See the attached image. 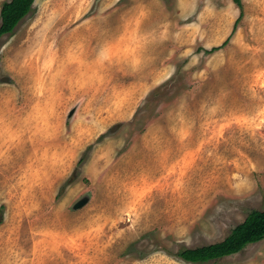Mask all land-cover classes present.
I'll use <instances>...</instances> for the list:
<instances>
[{
    "label": "rangeland",
    "instance_id": "obj_1",
    "mask_svg": "<svg viewBox=\"0 0 264 264\" xmlns=\"http://www.w3.org/2000/svg\"><path fill=\"white\" fill-rule=\"evenodd\" d=\"M254 210L264 0H35L0 38V264H192Z\"/></svg>",
    "mask_w": 264,
    "mask_h": 264
},
{
    "label": "trees",
    "instance_id": "obj_2",
    "mask_svg": "<svg viewBox=\"0 0 264 264\" xmlns=\"http://www.w3.org/2000/svg\"><path fill=\"white\" fill-rule=\"evenodd\" d=\"M35 0H10L4 2L0 13V38L13 34L19 23L32 11ZM242 8V0H234ZM83 159L80 160V163ZM264 240V211H251L245 221L236 226L228 237L219 243L187 249L180 257L188 263L203 264L240 253L248 245Z\"/></svg>",
    "mask_w": 264,
    "mask_h": 264
},
{
    "label": "water",
    "instance_id": "obj_3",
    "mask_svg": "<svg viewBox=\"0 0 264 264\" xmlns=\"http://www.w3.org/2000/svg\"><path fill=\"white\" fill-rule=\"evenodd\" d=\"M87 202H88L87 199L82 200L81 202H79V204H77L76 208H80V207L84 206Z\"/></svg>",
    "mask_w": 264,
    "mask_h": 264
}]
</instances>
